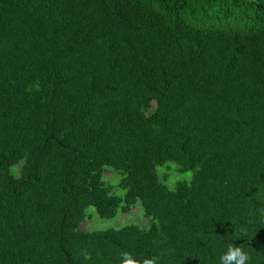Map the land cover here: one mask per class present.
Segmentation results:
<instances>
[{
	"label": "trees",
	"instance_id": "obj_1",
	"mask_svg": "<svg viewBox=\"0 0 264 264\" xmlns=\"http://www.w3.org/2000/svg\"><path fill=\"white\" fill-rule=\"evenodd\" d=\"M138 202L146 228H80ZM229 245L264 264V0H0V264Z\"/></svg>",
	"mask_w": 264,
	"mask_h": 264
},
{
	"label": "rangeland",
	"instance_id": "obj_2",
	"mask_svg": "<svg viewBox=\"0 0 264 264\" xmlns=\"http://www.w3.org/2000/svg\"><path fill=\"white\" fill-rule=\"evenodd\" d=\"M174 163H165L158 168L161 171H158L159 180L165 184L166 187L169 189H174L177 182L180 181H187L189 180L180 179L175 180L174 182L170 183V177L175 173L176 175H182L187 172H180L178 171L177 165L173 167ZM12 172H16V166L11 168ZM189 172V171H188ZM192 173V172H191ZM103 180L106 184L110 185L113 189V194L119 197H123L125 190L120 188L119 181L120 175L116 173L114 170L110 168H106ZM136 225L141 228H146L150 225L149 219L145 216L142 206L138 202L135 204L129 212L119 211L117 215L113 218H102L98 215L96 209L93 206H89L85 210V219L80 224V228L83 231H95V230H106L110 228L120 229L125 226Z\"/></svg>",
	"mask_w": 264,
	"mask_h": 264
},
{
	"label": "clouds",
	"instance_id": "obj_3",
	"mask_svg": "<svg viewBox=\"0 0 264 264\" xmlns=\"http://www.w3.org/2000/svg\"><path fill=\"white\" fill-rule=\"evenodd\" d=\"M173 167L176 166L173 165ZM158 171H161V169L158 168ZM191 176V172H187L182 175H176L174 173L170 177V183L180 179L189 180ZM120 257V264H141V262L136 260L130 252L122 251L120 253ZM249 260V254L245 252L241 247L235 245H229L227 250L220 256V264H248ZM142 264H157V261L155 257L146 258L143 260Z\"/></svg>",
	"mask_w": 264,
	"mask_h": 264
}]
</instances>
